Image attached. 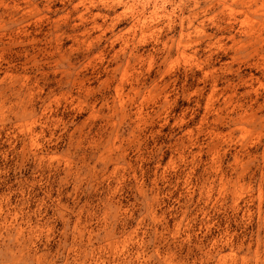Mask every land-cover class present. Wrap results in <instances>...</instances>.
<instances>
[{
  "label": "clouds",
  "instance_id": "1",
  "mask_svg": "<svg viewBox=\"0 0 264 264\" xmlns=\"http://www.w3.org/2000/svg\"><path fill=\"white\" fill-rule=\"evenodd\" d=\"M0 264H264V0H0Z\"/></svg>",
  "mask_w": 264,
  "mask_h": 264
}]
</instances>
